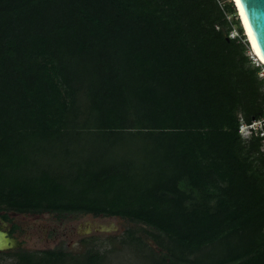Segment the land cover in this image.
Segmentation results:
<instances>
[{
  "label": "trees",
  "instance_id": "trees-1",
  "mask_svg": "<svg viewBox=\"0 0 264 264\" xmlns=\"http://www.w3.org/2000/svg\"><path fill=\"white\" fill-rule=\"evenodd\" d=\"M249 53L231 0H0V212L127 220L157 249L125 231L144 264H264ZM15 264L112 263L91 247Z\"/></svg>",
  "mask_w": 264,
  "mask_h": 264
},
{
  "label": "rangeland",
  "instance_id": "rangeland-1",
  "mask_svg": "<svg viewBox=\"0 0 264 264\" xmlns=\"http://www.w3.org/2000/svg\"><path fill=\"white\" fill-rule=\"evenodd\" d=\"M242 133L244 137H241L246 139V131ZM26 219V222L34 223L33 231L27 234L29 243L27 248L30 249L54 248L58 245L59 248L64 247L66 251L79 255L86 249L94 247L105 253L112 264H144L142 255L136 254L128 244H121L125 231L131 229L140 235L146 244L157 250L153 241L143 233L142 226L121 218L67 214L64 218L56 219L46 216L37 219L26 217ZM51 226L57 227L59 235L54 240L44 233L47 227L50 229ZM68 226L73 229V232L70 238L66 239L61 232H64ZM84 240L86 243L82 242Z\"/></svg>",
  "mask_w": 264,
  "mask_h": 264
},
{
  "label": "flooded vegetation",
  "instance_id": "flooded-vegetation-1",
  "mask_svg": "<svg viewBox=\"0 0 264 264\" xmlns=\"http://www.w3.org/2000/svg\"><path fill=\"white\" fill-rule=\"evenodd\" d=\"M12 213V215H11ZM66 213H17V212H0V264H15L16 256L19 252H45L63 249L57 245L54 248H41V249H30L27 248L28 239L27 234L32 232V225L34 223L26 222V217H32V219L41 218V216L50 217L53 219L64 218ZM26 216V217H25ZM31 219V218H30ZM73 229L66 227L64 232H61L63 238H70ZM46 235H49L52 240L56 239L58 235L57 227H47L44 231ZM9 240H13L11 243ZM65 250V249H63ZM66 251V250H65ZM68 252V251H67ZM71 253V252H70ZM4 259V260H2Z\"/></svg>",
  "mask_w": 264,
  "mask_h": 264
},
{
  "label": "water",
  "instance_id": "water-1",
  "mask_svg": "<svg viewBox=\"0 0 264 264\" xmlns=\"http://www.w3.org/2000/svg\"><path fill=\"white\" fill-rule=\"evenodd\" d=\"M231 2L251 54L264 66V0H231Z\"/></svg>",
  "mask_w": 264,
  "mask_h": 264
},
{
  "label": "built area",
  "instance_id": "built-area-1",
  "mask_svg": "<svg viewBox=\"0 0 264 264\" xmlns=\"http://www.w3.org/2000/svg\"><path fill=\"white\" fill-rule=\"evenodd\" d=\"M228 20H230L231 16H226ZM229 39H233V40H239V41H243L241 40L239 34L237 33V31L235 29H233L232 31H230L229 35H228ZM250 54V58L252 59V62L255 64V66L260 67V78H262L264 80V66H262L255 58L254 56ZM243 131H246L245 133V137L246 139L250 138L251 135L254 136H258V137H263L264 136V106H263V116L258 119V120H253L250 124H246V123H241L239 126V133L242 137H244V133H242Z\"/></svg>",
  "mask_w": 264,
  "mask_h": 264
}]
</instances>
